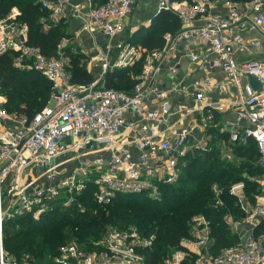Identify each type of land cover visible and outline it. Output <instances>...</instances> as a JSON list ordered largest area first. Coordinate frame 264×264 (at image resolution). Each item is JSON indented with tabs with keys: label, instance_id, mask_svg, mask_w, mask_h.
Masks as SVG:
<instances>
[{
	"label": "built area",
	"instance_id": "2783aa9c",
	"mask_svg": "<svg viewBox=\"0 0 264 264\" xmlns=\"http://www.w3.org/2000/svg\"><path fill=\"white\" fill-rule=\"evenodd\" d=\"M139 1L39 0L48 13L45 27L67 24L70 10L80 23L77 35L105 39L88 53L98 72L85 85L72 81L66 39L47 57L29 44L19 10L0 15V56L12 54L16 69L40 74L52 90L31 117L9 112L0 96V264H17L4 246L7 221L26 214L39 219L56 201L69 207L88 189L101 206L118 197L157 199L163 185H177L196 154L239 165L235 149L251 142L264 169V0H160L157 13L174 14L181 27L164 33L157 50L127 35ZM139 64L132 90L105 85L110 71ZM256 181L264 187V177ZM212 191L222 206L216 183ZM229 192L245 213L241 221L225 217L238 242L209 256L210 221L197 215L191 237L161 264H264V232L240 231L264 216V201L251 203L244 182ZM154 244L155 235L135 226L109 227L88 245L61 246L54 264H149Z\"/></svg>",
	"mask_w": 264,
	"mask_h": 264
},
{
	"label": "trees",
	"instance_id": "16d2710c",
	"mask_svg": "<svg viewBox=\"0 0 264 264\" xmlns=\"http://www.w3.org/2000/svg\"><path fill=\"white\" fill-rule=\"evenodd\" d=\"M13 4L19 5L21 19L29 26V44L39 47L47 57L55 56L61 41L69 37L65 30L67 24L61 22L45 27L48 13L42 9L39 0H0V15L8 13ZM180 27L174 14L161 11L153 17L148 28L138 29L132 40L151 50L161 49L164 33H176ZM82 60L83 56L73 55L71 61L72 81L79 85L93 81ZM140 67L139 64L133 69L110 71L105 76V85L116 90H132L137 83L133 75L140 73ZM35 73L16 69L12 54L0 56V93L8 99L6 108L9 112L31 117L47 105L45 98L51 94V83L43 76L45 82L39 81ZM37 97L41 98L38 103ZM235 155L240 158L239 165H227L214 154H196L188 161L177 185H163L157 199L145 195L118 197L112 204L101 208L88 189L69 207L61 200L56 201L53 209L39 219L26 214L9 220L4 226L5 249L17 264H42L47 255L53 258L54 264L60 247L73 239L81 245H88L91 238H100L108 225L119 226V229L135 226L144 236L155 235L154 247L146 254L147 261L161 264L179 248L183 238L191 237L190 220L194 215L202 214L210 221L215 239L208 254L216 257L238 242V235L227 225L225 217L231 215L237 221L245 217L236 197L229 192L231 186L244 182L246 196L253 204L256 195L262 191L256 179L264 177V169L257 165L254 143L237 147ZM214 183L223 192L222 206L215 205ZM263 232L264 219L255 234Z\"/></svg>",
	"mask_w": 264,
	"mask_h": 264
},
{
	"label": "crops",
	"instance_id": "0c3cea01",
	"mask_svg": "<svg viewBox=\"0 0 264 264\" xmlns=\"http://www.w3.org/2000/svg\"><path fill=\"white\" fill-rule=\"evenodd\" d=\"M155 3L158 4V6H157V8H158L160 6V0H141V1H139L138 5L135 7V9L133 10V12L131 14V18L133 19L134 26L138 25L141 21H144V20L146 21V23L142 26H139V28H136V26H135L132 29L133 30L132 34L136 33V31L138 29H140L141 27H145L148 24V22L150 20L152 21L153 17L157 14V13L155 15L153 14L151 19L146 18V19H142L140 21H137L136 16H137V13L140 12L139 9L141 8L142 9L141 11H144V9H146L145 11H148L152 6H154ZM155 11H156V9L154 11H152L150 13V15ZM68 16H69V19H68L67 27L68 28L70 27V29H72V33H75L76 31H78L80 29V23L75 18V16L72 15V11H70V10L68 11ZM135 21H137V22H135ZM78 40H79L80 46L84 47V49L86 51L85 56L87 57L86 61L88 62L86 69L92 74V76L94 78V77H96L97 72H98L97 64L95 63V61L89 60V56L87 54L90 52L91 48L94 46L95 43L102 45L105 42V39L99 35L92 36V35L84 32V33L80 34V37L78 38ZM185 63H187V59L183 58L182 64L184 65ZM260 187H261L262 191L260 194L256 195L255 201H260V200L264 201V187H262L261 185H260ZM263 219H264V216H262V217L261 216H255L251 222L245 223L241 227L240 231L242 233L245 231H255V229L257 228V226L261 223V221Z\"/></svg>",
	"mask_w": 264,
	"mask_h": 264
},
{
	"label": "rangeland",
	"instance_id": "374dc122",
	"mask_svg": "<svg viewBox=\"0 0 264 264\" xmlns=\"http://www.w3.org/2000/svg\"><path fill=\"white\" fill-rule=\"evenodd\" d=\"M157 6H158V4H154V6H152L148 11H145L146 9H144V11H141L142 9L140 8L139 10H140V12L139 13H137V16H136V19H137V21H140V20H142V19H146V18H149V19H151L152 18V15L154 14H156L157 13V11H158V9H159V7L157 8ZM12 9H17V10H19L20 11V7H19V5H17V4H13V5H11L10 6V10H12ZM156 9V11L155 12H153L151 15H150V13L152 12V11H154ZM137 21H135V22H137ZM146 23V21L144 20V21H141L138 25H135L136 26V28H139V26H142V25H144ZM134 26V23H133V19L131 18V22H130V27H127V29H126V31H127V35L128 36H130L131 34H132V32H133V28L135 27ZM146 28V27H145ZM65 30H66V32L68 33V35H69V37L68 38H66V40H67V44H66V49H64L66 52H65V54L66 55H68V56H70V61H72V56L73 55H81V56H83V60H82V64L85 66V67H87V65H88V62L86 61V51H85V49H84V47H82V46H80V43H79V40H78V38L80 37V35H77L76 33L77 32H75V33H72V29H70V27L68 28H65ZM138 31V30H137ZM147 50H151V49H148L147 48ZM88 55V54H87ZM89 60H90V56H89ZM70 71H72L73 70V64H72V62H71V66H70ZM30 72V71H29ZM137 75H139V73L138 74H134L133 75V77L135 78ZM39 81H41V82H45V80L42 78V76H40V75H38V74H36L35 73V75H34ZM51 95V94H50ZM50 95H49V97H48V99H47V97L45 98V101H46V104L48 103V101H49V98H50ZM0 96L1 97H3L5 100H6V105H8V99H7V97L5 96V95H3V94H1L0 93ZM41 101V98L40 97H37L36 98V102L38 103V102H40ZM100 207L101 208H104V206H101L100 205ZM84 209V208H83ZM200 215H202V214H200ZM195 216H197V215H194L193 217H195ZM193 217L191 218V220H190V233H191V230H192V222H193ZM109 227H114V228H118L119 229V226H116V225H108L106 228L108 229ZM107 229L105 230V231H107ZM104 233V232H103ZM102 233V234H103ZM99 238V237H98ZM97 237H93V238H91L90 239V242H92V241H96L97 239H98ZM75 239H73V240H71V241H74ZM71 241H69V242H71ZM69 242H67V243H69ZM66 244V243H65ZM7 255H8V253H7ZM10 259H12V258H10ZM52 261H53V258L50 256V255H47L46 256V258L43 260V262H42V264H52Z\"/></svg>",
	"mask_w": 264,
	"mask_h": 264
},
{
	"label": "water",
	"instance_id": "95a60500",
	"mask_svg": "<svg viewBox=\"0 0 264 264\" xmlns=\"http://www.w3.org/2000/svg\"><path fill=\"white\" fill-rule=\"evenodd\" d=\"M253 81V80H252ZM253 83L256 85V83L253 81Z\"/></svg>",
	"mask_w": 264,
	"mask_h": 264
}]
</instances>
